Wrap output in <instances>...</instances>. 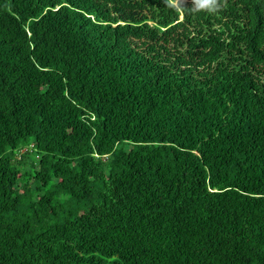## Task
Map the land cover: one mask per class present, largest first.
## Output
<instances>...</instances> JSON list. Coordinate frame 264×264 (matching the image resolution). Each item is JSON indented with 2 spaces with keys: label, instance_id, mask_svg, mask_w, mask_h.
<instances>
[{
  "label": "trees",
  "instance_id": "1",
  "mask_svg": "<svg viewBox=\"0 0 264 264\" xmlns=\"http://www.w3.org/2000/svg\"><path fill=\"white\" fill-rule=\"evenodd\" d=\"M0 264H264V0H0Z\"/></svg>",
  "mask_w": 264,
  "mask_h": 264
}]
</instances>
